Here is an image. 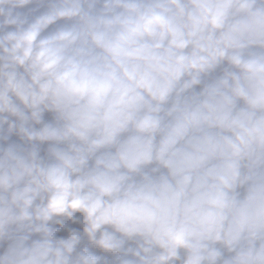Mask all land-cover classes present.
I'll list each match as a JSON object with an SVG mask.
<instances>
[{"label":"clouds","instance_id":"clouds-1","mask_svg":"<svg viewBox=\"0 0 264 264\" xmlns=\"http://www.w3.org/2000/svg\"><path fill=\"white\" fill-rule=\"evenodd\" d=\"M0 264H264V0H0Z\"/></svg>","mask_w":264,"mask_h":264}]
</instances>
